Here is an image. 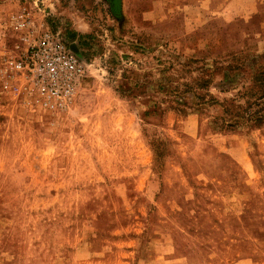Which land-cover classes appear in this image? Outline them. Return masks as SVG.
<instances>
[{
    "label": "rangeland",
    "instance_id": "374dc122",
    "mask_svg": "<svg viewBox=\"0 0 264 264\" xmlns=\"http://www.w3.org/2000/svg\"><path fill=\"white\" fill-rule=\"evenodd\" d=\"M222 4L0 0V264H264V126L217 71L264 66V4ZM21 16L89 64L69 111L5 88Z\"/></svg>",
    "mask_w": 264,
    "mask_h": 264
},
{
    "label": "built area",
    "instance_id": "2783aa9c",
    "mask_svg": "<svg viewBox=\"0 0 264 264\" xmlns=\"http://www.w3.org/2000/svg\"><path fill=\"white\" fill-rule=\"evenodd\" d=\"M16 29L25 47L20 56L5 60V88L21 103L69 111L89 76V64L61 31L37 28L25 16L16 19Z\"/></svg>",
    "mask_w": 264,
    "mask_h": 264
},
{
    "label": "trees",
    "instance_id": "16d2710c",
    "mask_svg": "<svg viewBox=\"0 0 264 264\" xmlns=\"http://www.w3.org/2000/svg\"><path fill=\"white\" fill-rule=\"evenodd\" d=\"M73 41V40H72ZM236 64L226 67H218L217 71L222 75V83H232L244 78V83L235 84L222 93L234 92L231 98L225 99L220 106L223 108L225 118L224 127L237 129L241 126L261 128L264 126V66L259 67L254 73L250 72V78L244 68L245 63L241 58H234ZM209 81L205 82L207 85Z\"/></svg>",
    "mask_w": 264,
    "mask_h": 264
},
{
    "label": "crops",
    "instance_id": "0c3cea01",
    "mask_svg": "<svg viewBox=\"0 0 264 264\" xmlns=\"http://www.w3.org/2000/svg\"><path fill=\"white\" fill-rule=\"evenodd\" d=\"M232 1L233 0H224V2H223V0H222V3H223L222 5H226V3H230ZM248 1H249L248 7H247L248 9H249V6L255 5V8H259V6H262V4H264V0H248Z\"/></svg>",
    "mask_w": 264,
    "mask_h": 264
},
{
    "label": "water",
    "instance_id": "95a60500",
    "mask_svg": "<svg viewBox=\"0 0 264 264\" xmlns=\"http://www.w3.org/2000/svg\"><path fill=\"white\" fill-rule=\"evenodd\" d=\"M71 48H72L77 54H80V50L78 49V47H77L75 44H73V45L71 46Z\"/></svg>",
    "mask_w": 264,
    "mask_h": 264
}]
</instances>
